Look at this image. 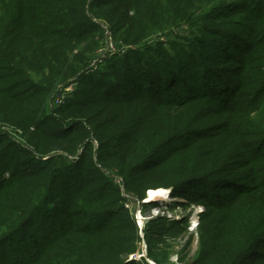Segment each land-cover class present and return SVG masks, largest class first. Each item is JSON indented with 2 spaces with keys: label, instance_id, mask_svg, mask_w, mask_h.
<instances>
[{
  "label": "trees",
  "instance_id": "trees-1",
  "mask_svg": "<svg viewBox=\"0 0 264 264\" xmlns=\"http://www.w3.org/2000/svg\"><path fill=\"white\" fill-rule=\"evenodd\" d=\"M182 28L168 51L142 53ZM107 33L146 41L93 71ZM0 124L25 143L0 130V264H139L124 202L156 189L216 212L240 204L191 264H264V0H0ZM180 224L142 229L155 264Z\"/></svg>",
  "mask_w": 264,
  "mask_h": 264
},
{
  "label": "rangeland",
  "instance_id": "rangeland-1",
  "mask_svg": "<svg viewBox=\"0 0 264 264\" xmlns=\"http://www.w3.org/2000/svg\"><path fill=\"white\" fill-rule=\"evenodd\" d=\"M133 14V12H131ZM93 14H91L92 16ZM104 31L109 30L108 22L104 17L99 16L97 19H94ZM108 29V30H107ZM180 36L187 35V29L182 28L178 30H170L165 34H157V36L151 38L147 37L146 40L151 43V40L154 42L149 45L152 47L150 49L144 50L142 53H146L149 55H154L155 53L162 54L166 52L171 47V43L174 41H178L176 39V34ZM109 38L107 39L109 43L112 44L115 53L109 54L105 50L106 42L102 41L96 50L95 57L98 59L99 57H105V59L101 62L95 63L96 65L93 67V71L97 69V72H108L106 67L103 65L111 60L112 57L118 56L120 57L123 54L128 53V51H134L140 49L138 51H142L141 47L145 41L140 44H123L115 38L114 34L107 33ZM150 38V39H149ZM146 42V44L148 43ZM145 44V45H146ZM156 44V45H155ZM120 60V58H119ZM103 64V65H102ZM76 77L71 78V83L67 84L66 89H59L56 93L61 94L64 98L69 97L76 89V84L74 82ZM108 78V76H107ZM100 106V105H96ZM0 130L9 134L15 141L22 143L23 142V132L21 129H18L16 126L10 124H0ZM93 145H96L94 142ZM70 159H72L70 157ZM75 160V158H74ZM118 179H114L117 182ZM157 191H162L156 189L152 192L148 191L145 199L142 202H139L135 198H131V200L124 202V208L128 211L132 220L140 233V242L138 243V253L130 255L129 259L136 261L139 264H155L148 257V243H146L142 229L147 226L150 221H154L157 218H165L168 221L177 220L181 222V227L183 228V232L181 235L175 238L167 239L165 243H158L154 245L152 249L153 253L156 254L159 258H165L166 264H191L196 260L200 253V236L205 230H210L211 228H216L214 222L219 219V221L223 218H232L237 214V208L240 206L239 203H236L234 207L228 211L216 212L213 209H208L202 203L189 202L185 203V199L179 196H173L170 191L167 190V197L162 201L157 200H149V198L157 193ZM183 203L184 205H180Z\"/></svg>",
  "mask_w": 264,
  "mask_h": 264
},
{
  "label": "built area",
  "instance_id": "built-area-1",
  "mask_svg": "<svg viewBox=\"0 0 264 264\" xmlns=\"http://www.w3.org/2000/svg\"><path fill=\"white\" fill-rule=\"evenodd\" d=\"M105 50H106V52H108L109 54H113V53H115V50H114L112 44L109 43L108 40H107L106 45H105ZM103 57H104V56H103ZM103 57H102V58H103ZM99 62H100V60H99ZM95 65H96V64H95ZM95 65H94V66H95ZM65 89H66V88H65ZM64 100H65L64 96H62L61 94L58 93L57 96H56L55 99H54L53 105H54V106H60V105H62V104L64 103Z\"/></svg>",
  "mask_w": 264,
  "mask_h": 264
},
{
  "label": "bare ground",
  "instance_id": "bare-ground-1",
  "mask_svg": "<svg viewBox=\"0 0 264 264\" xmlns=\"http://www.w3.org/2000/svg\"><path fill=\"white\" fill-rule=\"evenodd\" d=\"M167 190H162V191H157L154 195H152L149 200H157V201H162L167 197Z\"/></svg>",
  "mask_w": 264,
  "mask_h": 264
}]
</instances>
